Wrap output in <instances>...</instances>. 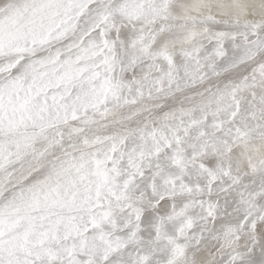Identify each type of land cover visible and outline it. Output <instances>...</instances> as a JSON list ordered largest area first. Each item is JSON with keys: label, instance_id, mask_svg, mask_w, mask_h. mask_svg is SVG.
<instances>
[{"label": "snow or ice", "instance_id": "snow-or-ice-1", "mask_svg": "<svg viewBox=\"0 0 264 264\" xmlns=\"http://www.w3.org/2000/svg\"><path fill=\"white\" fill-rule=\"evenodd\" d=\"M0 264H264V0H0Z\"/></svg>", "mask_w": 264, "mask_h": 264}]
</instances>
